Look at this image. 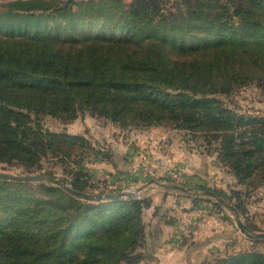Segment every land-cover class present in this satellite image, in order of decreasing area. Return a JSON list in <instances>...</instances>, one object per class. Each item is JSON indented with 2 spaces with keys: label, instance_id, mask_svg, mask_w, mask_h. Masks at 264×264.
Wrapping results in <instances>:
<instances>
[{
  "label": "trees",
  "instance_id": "1",
  "mask_svg": "<svg viewBox=\"0 0 264 264\" xmlns=\"http://www.w3.org/2000/svg\"><path fill=\"white\" fill-rule=\"evenodd\" d=\"M42 3L16 1L0 13V163L31 170L49 157L70 159L85 140L45 129L41 117L69 122L87 111L122 124L208 133L237 183L251 187L247 194L264 187V118L235 114L215 96L229 91L227 78L241 75L244 64L264 73V0H177L170 8L168 0ZM46 181L37 193L34 181L0 178V264L144 259L138 248L150 199L91 201L67 189L86 193L78 177ZM208 191L218 208L225 203L261 232L240 190L232 201L204 186L183 195ZM206 264H264V253L250 249Z\"/></svg>",
  "mask_w": 264,
  "mask_h": 264
},
{
  "label": "rangeland",
  "instance_id": "2",
  "mask_svg": "<svg viewBox=\"0 0 264 264\" xmlns=\"http://www.w3.org/2000/svg\"><path fill=\"white\" fill-rule=\"evenodd\" d=\"M16 1H33L40 5L45 1H49V3L61 2L62 5L67 2V0H0V13L7 12L9 6H11L10 4ZM75 1L79 2L81 0ZM98 1L100 0H94L95 3ZM121 1L127 7L132 2V0ZM168 1V8L172 7L173 3L177 2V0ZM75 8L76 7H74V9ZM256 62L261 64L260 61ZM238 69V73H241V75L233 74L231 77L227 78H231L233 81H231L232 86L229 88V91L227 93H218L215 96L221 101L223 108L235 114L252 118H264V73L261 71L260 65L248 66V64H244ZM229 72L231 71L229 70ZM247 75H250L249 79H246ZM78 114L79 116L77 118L69 122H64L51 116L41 117V124L45 129L54 132H65L66 134L74 135L85 140L86 143L84 146H81L80 141L76 143V146L72 149L70 159L49 157L42 160L40 168L31 170H27L22 165L16 163H0V172L15 176H41L40 181L31 182L37 193L40 182L49 184L46 181L48 175H52L56 179L64 178L68 183L78 177L80 182H87L86 185L88 188H86L85 192L89 194L112 193L106 185L108 179L105 176L104 182L101 183L97 181L98 172L102 171L105 173L104 166L101 162H106L112 173L118 171L117 173L120 172L122 175L127 174L128 179L121 177L111 181V184L117 185L118 183V186L122 187V189L116 192H124L130 195L128 197H123L124 199L139 200L146 198L151 201V207L145 209L142 215L144 237L141 242V248H138V252L142 253L144 259L137 264H150L154 260L153 253L156 245H153L155 241L152 236L157 232V228L155 227L157 224L163 225L168 223L172 217L175 203L174 200L169 197L171 195L175 194L178 197H189L192 204H195L194 206L204 207L207 203H210L212 207L221 209L223 211L222 216L226 219L229 218L236 227L237 218L243 223L247 221L246 217L241 218V216L235 211H232L225 203H220L221 206L218 208L215 198L210 195L196 193V198L191 194L182 195L184 193L168 188L167 186L170 184H175L169 180L168 175L174 168L182 167L180 163H178L182 160H185V165H188L190 169H204L203 174L209 173L206 179L202 178L199 181L191 179V182L182 186L192 189L196 186H204L211 190L223 192L228 198H231V201L233 198V191L240 190L246 202L245 209L248 208V199L250 200L249 202L256 203L255 205L264 202V199L260 197L259 194H247V192L251 190L249 185L237 183L229 166L223 163L218 149H216L218 146L217 141L211 139L208 133L199 131L198 129H183L170 123L145 124L144 121L137 120L135 123L129 122L122 124L112 122L103 116L92 115L87 111H78ZM148 139L150 141H157L156 147L163 154L164 166L162 164L160 165L159 161L151 155L152 153L150 152V154L149 151H147L148 149L142 147V143L146 142ZM131 153L132 162L130 163L131 160H129V155ZM144 155H149L156 169V175L148 179L144 178L140 171H135L140 168ZM138 158L140 159L139 163ZM189 159H191V161H189ZM133 174L137 176L133 177ZM215 176H217L218 179H216ZM152 180H154V182H151ZM120 182L122 183L119 184ZM128 189L129 191H138L139 194L128 193ZM250 194H252V192ZM155 199L156 203L154 201ZM255 205H253V207ZM255 208L258 209L259 207L255 206ZM176 217H174V219ZM252 225L254 224L252 223ZM154 235H157V233ZM249 248L264 253L263 242L251 243ZM211 261L212 259L210 258L202 264Z\"/></svg>",
  "mask_w": 264,
  "mask_h": 264
},
{
  "label": "crops",
  "instance_id": "3",
  "mask_svg": "<svg viewBox=\"0 0 264 264\" xmlns=\"http://www.w3.org/2000/svg\"><path fill=\"white\" fill-rule=\"evenodd\" d=\"M156 142L148 139L146 142L142 143V147L148 149L147 151L152 153L150 154L154 156L157 161H159L160 165L162 164L164 166L163 154L159 149H157ZM129 160H131V163L132 153L129 155ZM189 161H191V159H189ZM139 162L140 159L138 158V163ZM178 163H180L182 167L184 166V172L188 177L189 182L192 180L199 181L202 178L206 179L209 175V173L203 174L204 169L202 168H200L202 170L190 169L188 165H185V160ZM101 164L105 169V177L108 179L107 183H111V181L121 177L128 179L127 174L122 175L120 172L117 173L118 171L112 173L106 162H101ZM135 171H139V169ZM134 176L137 175L133 174V177ZM215 177L218 179L217 176ZM258 194L264 199V187L257 188L250 195ZM169 197L174 200V212L168 223L163 225L157 224L155 226L157 228V232L154 234L157 233V235L152 233V237L155 241L153 245H156V247L153 253L154 260L150 264H195L196 262V264H202L210 258L212 259L217 256H224L226 254L229 255L230 253L234 254L250 250L249 245L252 243L251 240L240 233L229 218L226 219L222 216L223 211L221 209L212 207L210 203H207V205L204 206L207 209V215L196 222L193 233L187 238H184L182 242L176 243L175 239L171 238V233L174 230L177 219L183 214V212H185V210L188 209V207H191V205L194 204H192L189 197H178L175 194ZM154 201L156 203V199ZM249 201L250 200L248 199V219H250V221L256 225L261 232H264V202L255 205L256 203L254 204V202ZM253 205L256 207L258 206L259 208L257 209L255 206L253 207ZM174 217L176 218L174 219Z\"/></svg>",
  "mask_w": 264,
  "mask_h": 264
},
{
  "label": "built area",
  "instance_id": "4",
  "mask_svg": "<svg viewBox=\"0 0 264 264\" xmlns=\"http://www.w3.org/2000/svg\"><path fill=\"white\" fill-rule=\"evenodd\" d=\"M139 171L141 175L146 179L154 177L156 175V169L149 155H144L142 157ZM98 173L99 175L97 176V181H100L102 183L105 179V173H103L102 171H99ZM168 178L169 180L178 185H184L189 183V179L186 176L183 167H177L171 170L168 175ZM121 183L122 182H120L119 184ZM106 185L110 189V192H116L117 190L122 189L121 186H118V183L117 185H113L111 183H107ZM128 191L129 189L127 190V192ZM128 193L139 194L138 191H129ZM206 215L207 209L205 207L191 205V207H189L188 210H185V212H183L180 218H178L174 230L171 233V238H174L176 243L182 242L184 238H187L193 233L196 222L199 219L205 217Z\"/></svg>",
  "mask_w": 264,
  "mask_h": 264
},
{
  "label": "water",
  "instance_id": "5",
  "mask_svg": "<svg viewBox=\"0 0 264 264\" xmlns=\"http://www.w3.org/2000/svg\"><path fill=\"white\" fill-rule=\"evenodd\" d=\"M0 178H8V179L21 180V181H40L41 180V176H15V175L5 174V173H1V172H0ZM151 182H154V180H152ZM167 187L170 188L171 190L179 191L182 193H186V192L193 190L192 188H188V187L178 185V184H170ZM67 189L72 194L78 195V196H80L86 200H91V201H93V200H97V201L115 200V199L130 196L124 192L89 194V193H81V192L74 191L73 189H71L69 187H67ZM205 194L210 195L212 197L215 196V193L211 192V191H208ZM236 224H237V227L240 230V232L243 233V235H245L246 237H248V238H264V232H252V231H250L247 228V226L243 222H241V220L238 218L236 219Z\"/></svg>",
  "mask_w": 264,
  "mask_h": 264
}]
</instances>
